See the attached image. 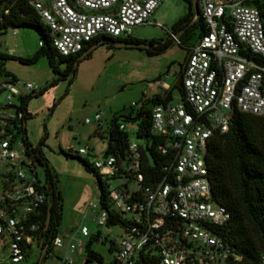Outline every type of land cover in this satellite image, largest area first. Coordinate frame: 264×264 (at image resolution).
Listing matches in <instances>:
<instances>
[{"label": "built area", "instance_id": "1", "mask_svg": "<svg viewBox=\"0 0 264 264\" xmlns=\"http://www.w3.org/2000/svg\"><path fill=\"white\" fill-rule=\"evenodd\" d=\"M161 1L29 0V4L57 53L70 56L101 36L127 39L133 27L148 22ZM251 1L196 0L200 12L195 18L202 20L204 32L187 48L179 79L183 97L151 109V133L159 139L155 150L166 158L159 177L142 170L140 147L132 141L128 140L122 162L104 150L94 155L91 166L102 180L122 179L117 186H107L108 209L98 203V225L110 224L112 214L128 215L111 220L121 227L111 243V260H88L86 242L70 233L54 237L52 247L83 256L84 264H231L241 259L216 232L230 214L214 200L205 158L212 134L226 132L234 112L264 118V23ZM167 32L181 44L177 33ZM156 83L160 92L170 87L164 79ZM35 90L31 83L8 75L0 82L5 93L0 104V264H27L31 253L36 260L44 244L41 226L49 187L45 176L38 175V162L26 153L21 124L20 97ZM100 117L95 113L93 120ZM118 129L127 131L123 122ZM68 151L85 155L90 149L69 147ZM87 207L98 208L95 203ZM78 232L90 236L85 225ZM70 263L66 257L59 258V264Z\"/></svg>", "mask_w": 264, "mask_h": 264}, {"label": "rangeland", "instance_id": "2", "mask_svg": "<svg viewBox=\"0 0 264 264\" xmlns=\"http://www.w3.org/2000/svg\"><path fill=\"white\" fill-rule=\"evenodd\" d=\"M185 10L183 0H162L146 24L132 28L130 37L146 40V43L151 39L166 41L167 30H171L172 24ZM154 21L163 27L155 26ZM198 32V28H193L187 39L181 31L177 32L182 45L173 43L160 54L151 56L139 47L98 44L89 56L77 63L72 80L70 74L62 77L53 72L45 55H39L32 63H22L18 59L31 57L39 49L41 39L35 29L7 27L0 34V52L11 55L3 61L0 59L1 67L17 81L36 86L34 92L45 89L42 94L27 101L30 116L25 119L24 129L32 146L46 136L41 150L47 165L57 176L56 186L62 198L58 235L70 233L85 243L87 237L78 232L81 225H85L90 234L98 232V242H94L91 248L105 261L113 257L111 243L121 234V227L118 224L98 225L96 217L100 208L96 178L77 158L64 153L75 155L68 151L69 147L86 146L90 149L89 153L79 156L91 163L94 155L106 148V132L113 117L133 116L144 100L160 92L157 79H164L168 86L174 83L180 64L187 55L186 47L197 41ZM55 65L62 72L67 63L56 58ZM170 71L174 73L166 77ZM5 78L6 74H0V82ZM54 79L56 82L51 85ZM31 93L25 91L23 97ZM172 96L178 97L176 88L172 90ZM4 101L5 93L0 91V104ZM13 101L17 102L16 99ZM95 113H101L99 121L93 120ZM85 118L91 122L84 123ZM119 120L124 121L127 127L128 140L144 146L146 140L135 136L136 122ZM35 167L38 175L44 178V167L39 163H35ZM121 183V178L108 179V185L112 187ZM89 203H95L98 208H88ZM121 217L128 218V215L121 213ZM49 252L50 256H46L42 264H59V258L63 257L69 259L70 264H84L83 256L75 252L65 253L63 247H51ZM34 260L31 253L26 263L31 264Z\"/></svg>", "mask_w": 264, "mask_h": 264}, {"label": "trees", "instance_id": "3", "mask_svg": "<svg viewBox=\"0 0 264 264\" xmlns=\"http://www.w3.org/2000/svg\"><path fill=\"white\" fill-rule=\"evenodd\" d=\"M186 10L171 26L174 33L182 32L185 38H189L193 28H198V37L204 32V25L199 17H195L192 9V0H183ZM251 5L256 7L264 23V0H253ZM7 10V13H5ZM198 9V13H199ZM7 27L21 28L30 27L36 30L42 44L31 57H18L22 63H32L39 55H45L52 71L59 73L64 77L68 74L71 79L75 76L77 63L81 58L89 56L91 51L98 45L108 43L115 46L113 42L117 41H138L147 42L146 40L128 37L127 39H113L107 36H101L88 42L83 49L75 55L62 56L57 53L55 48L50 44L47 29L40 21L36 11L29 4V0H0V34H3ZM182 37V36H181ZM182 45L181 38L179 39ZM172 39L168 37L166 41L149 40L148 47L141 48L147 55H156L164 51L168 46L173 44ZM84 56L80 54L91 46L95 45ZM188 46L186 47V49ZM187 56V55H186ZM180 64L177 77L178 80L182 74V64ZM11 55L0 52V59L3 61L10 58ZM64 61L67 66L64 71L60 72L55 65V59ZM2 64V62H1ZM0 73L10 76L0 65ZM13 77V76H11ZM56 82L54 79L51 85ZM176 88L178 96L183 97L182 88L174 83L164 92H158L144 100L136 109L133 116L113 117L109 123L106 132V154L114 155L120 162L125 160L127 155L128 133L118 129V125L124 121L120 118L135 121L137 128L135 136L146 140L144 146L139 145L141 150V167L144 172H154L156 177L162 174L161 168L166 158L161 156L155 146L159 139L151 133V109L156 104L166 103L173 98L172 90ZM45 89L32 92L28 96L20 97L21 108L24 116L21 120L22 139L26 148V153L32 155L34 159L44 167V176L47 180L49 192L48 203L45 206L44 217L47 211H50V221L46 230L42 231L44 224L41 226L44 244L49 243L42 261L37 258L31 264H42L47 253L51 249V241L58 235V224L61 218L62 198L60 191L56 186L57 176L47 165V161L41 150L44 145L45 135L41 138L36 146H32L27 140L24 122L30 113L27 110V101L39 94ZM125 124V123H124ZM66 156L77 158L84 167L93 173L96 178L99 200L98 203L102 208L108 209L106 200L108 182L101 179L99 173L91 166L85 158L79 155ZM208 177L213 187L214 200L223 205L230 214L229 221L222 227L217 228L216 232L224 236L232 247L242 256L240 260L231 264H264V118L248 113L236 111L232 115L229 129L220 133L215 131L211 138L205 158ZM115 178V177H111ZM121 220L122 217L115 213L112 214L111 220ZM110 220V224L114 223ZM99 233L90 234L85 244V257L88 260L104 263L103 257L91 248V245L97 240ZM43 244V245H44Z\"/></svg>", "mask_w": 264, "mask_h": 264}, {"label": "water", "instance_id": "4", "mask_svg": "<svg viewBox=\"0 0 264 264\" xmlns=\"http://www.w3.org/2000/svg\"><path fill=\"white\" fill-rule=\"evenodd\" d=\"M192 9H193V12L195 14V16H198V7H197V4H196V0H192ZM115 46H127V47H139V48H146L148 47V44L145 43V42H138V41H126V42H122V41H117V42H113ZM95 45L91 46L90 48H88L86 51L82 52L80 54V56H84L89 50H91L93 47H95ZM187 58V56H186ZM186 61V59H185ZM185 61L184 63L182 64V69L184 68L185 66ZM175 84L179 87H181V82L180 80H175ZM49 221H50V211L48 210L47 211V214H46V219H45V223H44V228L43 230H46L48 225H49ZM47 244H44L40 250V255H39V260L42 261V258L45 254V251L47 249Z\"/></svg>", "mask_w": 264, "mask_h": 264}, {"label": "crops", "instance_id": "5", "mask_svg": "<svg viewBox=\"0 0 264 264\" xmlns=\"http://www.w3.org/2000/svg\"><path fill=\"white\" fill-rule=\"evenodd\" d=\"M69 234V233H68ZM94 242H98V239L97 240H95ZM64 248V251H65V253H66V248L65 247H63ZM55 264H58V263H55Z\"/></svg>", "mask_w": 264, "mask_h": 264}]
</instances>
